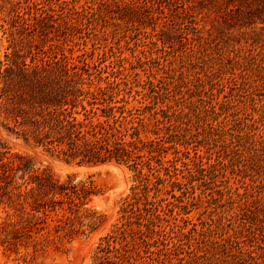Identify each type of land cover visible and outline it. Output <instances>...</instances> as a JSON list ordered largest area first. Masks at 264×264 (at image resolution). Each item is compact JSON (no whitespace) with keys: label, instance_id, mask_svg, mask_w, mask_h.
Instances as JSON below:
<instances>
[{"label":"trees","instance_id":"1","mask_svg":"<svg viewBox=\"0 0 264 264\" xmlns=\"http://www.w3.org/2000/svg\"><path fill=\"white\" fill-rule=\"evenodd\" d=\"M147 3L112 0L109 10L124 14L123 10L130 19L136 10L147 12L151 7ZM159 10L158 16H151L156 27L146 31L156 37L150 40L156 46L166 44L160 34L167 19L163 7ZM15 16L21 18L18 13ZM182 37V43L188 44V59L197 66L201 37ZM155 58L137 56L136 62ZM37 60L35 67L50 63L43 57ZM81 69L62 66L64 74L74 80L103 81L104 85L70 87L46 104L52 136L45 148L52 159L66 164L112 160L124 164L133 181L111 228L95 246L93 264H208V257L222 264H264V257L255 254L250 244H264V221L258 216H264V196L258 190L264 184V134L256 135L252 124L240 121L237 104L213 92L215 85L234 81V68L224 77L221 74L227 69L223 66L191 72L180 67L178 79L164 72L142 83L135 78V85L125 75L101 77ZM138 84L141 90L134 88ZM129 98L139 105L130 104ZM238 164L242 170L263 174L257 189L239 194V199L238 187L227 185L223 174V166L238 169ZM96 191L92 182L77 181L70 174L54 179L48 165L32 168L27 156L0 150V202L10 211L0 221L3 251L30 249L18 258L25 263L49 244L57 246L77 233L94 230L104 214L82 206ZM202 198L227 202L228 208L219 211L229 221L227 236L211 238L218 229L207 221L198 229L188 217ZM241 198L245 199L241 202ZM248 211L253 217L245 216ZM247 228L250 238L241 233ZM246 243L248 248H244Z\"/></svg>","mask_w":264,"mask_h":264},{"label":"rangeland","instance_id":"2","mask_svg":"<svg viewBox=\"0 0 264 264\" xmlns=\"http://www.w3.org/2000/svg\"><path fill=\"white\" fill-rule=\"evenodd\" d=\"M111 1L0 0V150L27 156L32 168L48 165L54 179L63 180L70 174L77 181L92 182L97 191L82 208L104 214L94 230L77 233L57 246L49 244L25 263L18 258L30 249L19 247V252L13 253L4 252L0 246V264H93L95 246L111 228L121 200L133 184L132 172L113 160L66 164L49 156L45 146L49 147L47 140L52 131L47 125L46 104L70 87L92 89L96 84L104 85L103 81L88 84L66 76L63 64L78 71L86 68L101 77L109 73L125 75L132 85L137 84L135 78L142 83L148 77L159 78L164 72L178 79L180 67L191 72L194 68L201 71L206 66L214 70L223 66L227 69L221 74L224 77H229V69L234 68L235 78L231 79L234 81L215 85L213 92L218 98L225 95L237 104L240 121L252 124L256 135L264 134V0H147L151 6L147 12L136 10L130 19L123 10L120 11L124 14L112 13ZM159 7H163L167 19L160 34L166 44L158 42L156 46L150 43L156 37L146 31L156 27L157 21L151 16L160 14ZM16 13L21 18H16ZM182 36L189 40L201 37L197 66L188 59V44L182 43L185 41ZM150 55L156 58L142 64L136 62L137 56ZM40 57L49 59L50 63L35 67ZM56 59L58 62L52 63ZM68 71L72 74L73 70ZM134 88L141 90V85ZM129 100L130 104L139 105L135 99ZM39 103L43 104L41 109ZM35 120L42 122L36 126ZM240 166L238 169L234 165L223 166L226 184L238 187V199L243 192L256 188L263 175L255 174L250 168L242 170ZM258 190L264 196V184ZM226 208L225 199L205 202L202 198L191 207L188 217L198 229L204 221L218 229L210 234L211 238L224 237L225 228L230 230L229 221L219 211ZM7 213L10 211L0 202V221ZM246 213L245 216L253 217L251 212ZM258 216L264 221V216ZM221 223L226 224L221 227ZM249 231L247 228L241 233L250 238ZM250 244L255 254L264 257V244L261 247L253 241ZM244 248H248L247 243ZM214 259L205 260L208 264H222Z\"/></svg>","mask_w":264,"mask_h":264}]
</instances>
